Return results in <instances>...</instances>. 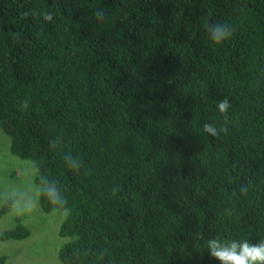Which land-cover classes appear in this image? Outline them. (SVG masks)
I'll list each match as a JSON object with an SVG mask.
<instances>
[{
	"label": "trees",
	"instance_id": "obj_1",
	"mask_svg": "<svg viewBox=\"0 0 264 264\" xmlns=\"http://www.w3.org/2000/svg\"><path fill=\"white\" fill-rule=\"evenodd\" d=\"M0 130L67 197L39 198L66 210L62 264H220L208 238H264V0H0Z\"/></svg>",
	"mask_w": 264,
	"mask_h": 264
},
{
	"label": "clouds",
	"instance_id": "obj_2",
	"mask_svg": "<svg viewBox=\"0 0 264 264\" xmlns=\"http://www.w3.org/2000/svg\"><path fill=\"white\" fill-rule=\"evenodd\" d=\"M35 14V13H34ZM28 15V13H25ZM44 21L51 22L54 19V14L51 12L39 13ZM94 17L97 21L103 22L106 20V14L102 9L94 10ZM206 31L209 40L213 44H223L229 40L235 29L228 22L214 23L207 25ZM27 102L23 107H27ZM232 107L230 99L225 96L216 104L217 110L223 116L225 123L229 118V109ZM203 131L211 136H218L227 131L226 127H217L215 123H205ZM63 138L57 136L55 139H49V150H56L62 144ZM63 162L70 172L79 174L82 168V162L78 156H73L71 153L63 155ZM36 183L32 193H24L20 190H13L7 198L0 196V204H7L11 207L18 217L26 218L35 209L38 198L48 200L54 207L67 206L68 200L64 192L58 186L57 181L49 180L46 176L36 174ZM249 185L242 184L240 186V195L245 196L248 192ZM204 249L207 250L210 258H214L220 264H264V238H260L253 243L249 239H226L219 237L208 238L204 242Z\"/></svg>",
	"mask_w": 264,
	"mask_h": 264
},
{
	"label": "rangeland",
	"instance_id": "obj_3",
	"mask_svg": "<svg viewBox=\"0 0 264 264\" xmlns=\"http://www.w3.org/2000/svg\"><path fill=\"white\" fill-rule=\"evenodd\" d=\"M35 175L33 164L10 151V138L0 130V196L7 198L13 190L32 193ZM65 216V209L45 211L39 198L26 218H18L12 208L0 214V256L4 255V264H62L59 250L65 239L59 235V227ZM18 219L30 228V235L24 239H1L2 232L15 227Z\"/></svg>",
	"mask_w": 264,
	"mask_h": 264
}]
</instances>
